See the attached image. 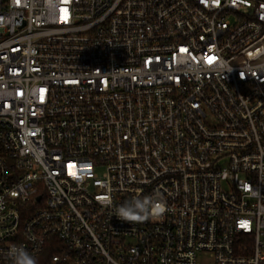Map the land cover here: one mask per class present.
I'll return each mask as SVG.
<instances>
[{"label": "built area", "instance_id": "1", "mask_svg": "<svg viewBox=\"0 0 264 264\" xmlns=\"http://www.w3.org/2000/svg\"><path fill=\"white\" fill-rule=\"evenodd\" d=\"M16 245L264 264V0H0V264Z\"/></svg>", "mask_w": 264, "mask_h": 264}, {"label": "clouds", "instance_id": "2", "mask_svg": "<svg viewBox=\"0 0 264 264\" xmlns=\"http://www.w3.org/2000/svg\"><path fill=\"white\" fill-rule=\"evenodd\" d=\"M112 215L122 222L129 224L145 222L149 219L160 217L166 211L165 202L157 198L156 194L134 196L131 200L112 206ZM10 264H39L38 257L29 252L22 245L13 246L9 251Z\"/></svg>", "mask_w": 264, "mask_h": 264}, {"label": "trees", "instance_id": "3", "mask_svg": "<svg viewBox=\"0 0 264 264\" xmlns=\"http://www.w3.org/2000/svg\"><path fill=\"white\" fill-rule=\"evenodd\" d=\"M52 252L53 251H51V249H45L44 252L38 257L39 264H48Z\"/></svg>", "mask_w": 264, "mask_h": 264}, {"label": "snow or ice", "instance_id": "4", "mask_svg": "<svg viewBox=\"0 0 264 264\" xmlns=\"http://www.w3.org/2000/svg\"><path fill=\"white\" fill-rule=\"evenodd\" d=\"M61 12L63 13L64 10L62 9ZM212 58H209L208 62L211 63ZM43 92V90H41Z\"/></svg>", "mask_w": 264, "mask_h": 264}]
</instances>
